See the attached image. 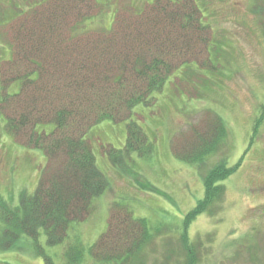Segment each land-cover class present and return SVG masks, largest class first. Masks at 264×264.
<instances>
[{
  "label": "trees",
  "instance_id": "obj_1",
  "mask_svg": "<svg viewBox=\"0 0 264 264\" xmlns=\"http://www.w3.org/2000/svg\"><path fill=\"white\" fill-rule=\"evenodd\" d=\"M175 1L117 8L111 27L99 30L88 24L100 11L98 0H34L12 17V57L0 62V113L14 141L42 149L47 165L32 194L21 192L16 205L0 198V249L28 236L44 264H81L85 245L69 234L71 222L84 221L93 198L108 185L85 133L98 121L127 120L138 103L156 101L155 94L184 62L209 65L203 54L212 30L195 0ZM15 80L18 90L7 93ZM210 115L190 128L187 139L175 138V157L196 164L222 148L226 126L220 116ZM41 123H52V131L39 129ZM126 125L124 149L140 152L146 139L142 128L132 119ZM238 166L220 162L203 177L204 196L182 224L186 264L195 263L187 226L196 215L214 212L212 203L224 191L221 182ZM41 231L47 245L64 244L62 263L39 244ZM150 240L148 222L114 203L106 231L88 253L93 264H141Z\"/></svg>",
  "mask_w": 264,
  "mask_h": 264
},
{
  "label": "rangeland",
  "instance_id": "obj_2",
  "mask_svg": "<svg viewBox=\"0 0 264 264\" xmlns=\"http://www.w3.org/2000/svg\"><path fill=\"white\" fill-rule=\"evenodd\" d=\"M33 1L0 0V62L12 57V17ZM98 1L100 11L88 22L94 30L110 28L117 8L141 9L151 0ZM195 1L212 30L203 54L209 65L184 62L155 94L156 101L138 103L127 120L98 121L84 135L108 185L93 198L89 216L71 222L69 234L85 245L81 264H93L88 246L106 231L114 203L148 222L151 240L141 264H186L183 219L204 196L203 177L220 162L239 166L221 182L224 191L212 203L214 212L196 215L187 226L194 264H264V0ZM18 88L15 80L5 91ZM210 114L220 116L226 126L222 148L196 164L175 157V138L187 139L190 128ZM1 115L0 198L16 205L21 192L35 190L47 158L42 149L14 141ZM130 119L146 136L140 152L124 149ZM38 128L52 131L53 124ZM19 242L0 249V264H44L28 236ZM38 242L62 263L64 244L47 245L42 231Z\"/></svg>",
  "mask_w": 264,
  "mask_h": 264
}]
</instances>
